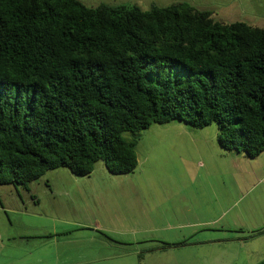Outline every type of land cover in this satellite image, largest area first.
<instances>
[{"label":"trees","instance_id":"16d2710c","mask_svg":"<svg viewBox=\"0 0 264 264\" xmlns=\"http://www.w3.org/2000/svg\"><path fill=\"white\" fill-rule=\"evenodd\" d=\"M212 14L184 1L0 0V185L25 187L58 168L85 177L99 161L132 173L138 137L122 133L174 121L214 123L221 148L257 157L264 28Z\"/></svg>","mask_w":264,"mask_h":264},{"label":"crops","instance_id":"0c3cea01","mask_svg":"<svg viewBox=\"0 0 264 264\" xmlns=\"http://www.w3.org/2000/svg\"><path fill=\"white\" fill-rule=\"evenodd\" d=\"M140 3L136 1L147 9ZM162 126L147 133L153 135L146 149L136 141L137 166L132 173L110 174L97 163L85 177H75L65 168L48 170L20 186L23 193L13 185H0L4 195H0V264L261 261L264 232L250 238L247 233L233 235L234 221L229 223L233 226L213 228L215 233L199 236L197 229L183 230V218L198 212L216 221L246 193L264 184V150L252 161L221 148L217 132L212 136L210 131L177 121ZM161 147L179 156L180 162L167 170L158 169L156 161L166 153L154 152ZM251 200L234 213L235 218L256 219L245 232L264 228V190ZM180 241L187 244L158 248L159 242Z\"/></svg>","mask_w":264,"mask_h":264},{"label":"rangeland","instance_id":"374dc122","mask_svg":"<svg viewBox=\"0 0 264 264\" xmlns=\"http://www.w3.org/2000/svg\"><path fill=\"white\" fill-rule=\"evenodd\" d=\"M136 1L139 0H83L84 4H86L87 6H97L100 3H107L110 5H120V4L132 5V4H136ZM175 1H184L194 6L197 9L209 10L213 13L212 14L213 18L219 21H223L227 23L234 21H243L245 23L264 28V0H142V3H140L139 5L143 8L148 9V7L153 5L166 6ZM159 127H163L162 124H152L151 126H149V128L142 130L138 134V136H133L131 132H123L121 136L123 139L127 141L136 140V138L138 137L136 141L137 142L140 141L139 143H142V147L146 149L147 148L146 141L150 136L153 135L152 133H150L149 135L147 133L149 131L158 129ZM205 127H203L204 131H210L212 136H215L214 132H217V140H218V130L216 124L213 123ZM140 137H142L143 140L142 139L138 140ZM154 153L161 156H163V154L166 153V156L163 159H159L158 161H156V164L158 165L157 168L160 170H167V168L171 167L173 163L180 162L179 156L172 154L171 151L166 150V148L164 147L159 148L158 151ZM259 156L260 154L257 156V158L255 157L256 160L259 159ZM254 160L255 159H253L252 161ZM97 163L102 164V162L100 161ZM154 163L155 162H153V164ZM46 175L45 177H47ZM15 187H18L20 193H23L21 190L22 188L20 186H15ZM263 190H264V184L261 183L259 187H257L256 189H252L249 194L246 193L245 197L240 202L235 204L231 210L225 213L223 218H219L216 221H214L213 218H208L205 215H200L198 212H196L197 214H193L195 212L189 213L186 217L183 218V222L186 224V227L183 230L189 231L191 229H197L198 230L197 235L199 236L211 235L212 233L216 232L213 231L214 230L213 228L220 229L221 226H223L222 228L224 227L227 228L228 226H233L230 225L229 223L235 221L237 223L234 224L236 226L235 229L231 230L233 231L232 234L244 235L245 233H247L248 236L250 235V232H245V231H249V229H251L250 227L252 226L253 222L256 221V219L251 216L235 218L234 213L238 211L239 207L242 205V203L245 200L247 201L248 199H250V201H252L251 199L258 196L260 191ZM0 195L4 196L3 194ZM209 220H213V221H211V224L205 225L204 222ZM204 229H209V230H204ZM177 257L180 256L177 255Z\"/></svg>","mask_w":264,"mask_h":264}]
</instances>
